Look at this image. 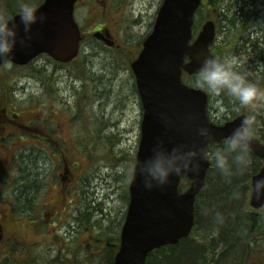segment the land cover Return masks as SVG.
<instances>
[{"label":"rangeland","instance_id":"1","mask_svg":"<svg viewBox=\"0 0 264 264\" xmlns=\"http://www.w3.org/2000/svg\"><path fill=\"white\" fill-rule=\"evenodd\" d=\"M42 1L32 0V3L37 6ZM93 1L96 2L83 0L77 4V22L85 33L94 28L99 18L96 14L101 13ZM110 1L108 8L112 13L105 15L107 25L111 16L117 14L116 9L120 5L124 7L117 19L112 18L116 25L110 27L121 47H108L90 35L82 43L78 58L69 64L44 54L28 66L0 67V110L24 115L28 122L23 124L32 123L31 127L51 134L60 143L59 147L49 149L42 138L33 136L38 132L23 130L1 118L9 130L4 132V150L0 153L4 158L0 179L3 232L5 238L12 233L23 235L27 239L23 247L28 245L29 250L26 253L19 250V254H28L24 257L27 259L32 253L38 264H55V259L64 264L75 259L79 264L107 261L115 255V249L106 250V243L98 240L115 242L126 218L129 204L126 183L135 169L143 116L131 61L139 53V41L154 26L162 0ZM25 2L14 0L19 7ZM7 3L0 0V16L6 18ZM102 5L103 2L99 4ZM92 11L96 12L93 17ZM226 16L236 17L239 24L241 20L244 22L234 39L236 48L222 47L232 38L231 32L225 31L229 25ZM210 19L220 29L215 44L220 55L216 58H234L237 70L260 88L264 82V0H220L214 5L205 4L196 15L195 30H201ZM183 79L195 86L189 75L185 74ZM208 93L210 114L224 122L231 111L222 95ZM231 100V105L236 104ZM252 118L257 131L264 120V97L257 102ZM214 148L211 146L209 152ZM209 154L213 160L212 153ZM65 161L73 173L71 181L63 178L70 176L63 173ZM210 177L215 178L213 173ZM9 208H13L18 220L28 218L33 212L31 218L38 227L33 229L21 221L8 222ZM201 212L196 216L195 229L205 240L195 236L192 241L204 249L201 254L207 263L224 264L223 260L211 261L209 244L215 249L216 258L222 250L216 238L219 228L207 222ZM6 262L3 257L0 264Z\"/></svg>","mask_w":264,"mask_h":264},{"label":"water","instance_id":"2","mask_svg":"<svg viewBox=\"0 0 264 264\" xmlns=\"http://www.w3.org/2000/svg\"><path fill=\"white\" fill-rule=\"evenodd\" d=\"M77 1L45 0L38 8L47 17L46 23L33 27L31 47L18 46L13 63L25 66L44 53L61 63L74 60L79 54L82 39L74 18ZM201 2L165 0L153 33L132 65L144 109L136 165L150 155V148L160 139L169 148L179 144H197L202 156L201 167L196 175L185 173L174 177L168 186L150 191L143 188L134 171L130 185L131 201L115 264H146L147 256L154 249L177 244L190 235L195 224L196 198L205 185L210 167L206 157L207 146L226 139L232 129L247 118L239 116L224 125L213 124L207 114V93L183 82L184 71L196 74L204 57H215L210 49L216 38L214 21H207L191 43L194 15ZM12 18L19 22L18 14ZM25 36L21 27V39ZM193 115L195 121L191 120ZM201 124L214 132L213 139L208 142L196 135L195 129ZM250 148L264 159V146L258 139L253 140ZM183 176L191 183L185 192L180 193L179 184ZM261 181H264V168L253 181L252 205L256 208L264 204V184L259 183Z\"/></svg>","mask_w":264,"mask_h":264},{"label":"clouds","instance_id":"3","mask_svg":"<svg viewBox=\"0 0 264 264\" xmlns=\"http://www.w3.org/2000/svg\"><path fill=\"white\" fill-rule=\"evenodd\" d=\"M17 18L0 16V65L12 68L18 46L31 47L33 27L46 23L47 17L32 3L26 2L20 7ZM26 36L21 39L20 29ZM236 60L226 56L223 59L204 57L198 69L194 84L197 88L206 89L216 96L231 97L237 107H247L260 94L257 86L247 79L236 68ZM192 121L196 120L193 115ZM196 135L204 142L213 139L214 132L207 125H199ZM255 139L254 119L245 118L231 131L225 139L224 147L214 153L215 166L228 178L234 172L243 173L249 165L250 147ZM202 156L197 144H179L169 148L165 141L158 139L150 148V155L141 159L135 168V176L142 181L146 190L164 188L174 177L185 173H199ZM264 184V181L259 182ZM220 214L217 213V219Z\"/></svg>","mask_w":264,"mask_h":264},{"label":"trees","instance_id":"4","mask_svg":"<svg viewBox=\"0 0 264 264\" xmlns=\"http://www.w3.org/2000/svg\"><path fill=\"white\" fill-rule=\"evenodd\" d=\"M7 1L8 3L5 4V8L7 12V18H9L17 14L20 7L18 4H14V0ZM219 1L220 0H209L208 4L214 5ZM225 19L229 22V25L225 26L227 27L225 31H227V33L231 32L232 38L229 40L228 44H225L222 47H224V49H228L232 48L233 46L235 47L234 39L237 36L241 26L244 25V22L241 20V24H239V21L236 20V17L228 19L226 16ZM202 21L203 18L198 20L200 23ZM197 32L198 31L195 30V34ZM218 33H220V29H218ZM219 50L220 48L218 45L214 44L212 46V52L215 56L220 55ZM195 76L196 75L191 76L190 78L195 80ZM258 90L261 94H259L257 98L253 100H256V103L252 102L251 105L244 108H238L237 104L231 105V98L228 99L226 95H222L225 105L231 111L232 118L241 113L248 114L252 118L257 102L264 97V82L261 83V87L258 88ZM262 122V127L258 128L255 134L258 133L262 138H264V120ZM224 141L218 145L211 144L208 147L207 153L209 156V153H212L213 158L212 169L208 172L207 185L197 199L196 216L200 211H202L201 213L205 215V219L207 218L206 221L219 228L217 230V235L219 242L221 243L222 250L221 254L218 256V258H216V251L209 244L207 248L213 254L211 261H214L215 263L218 262V260H223L224 264H264V258H262L264 255V210L259 213L250 211L249 209L251 177L260 170L262 162L250 150L249 165L247 169L243 173L234 172L232 176L225 178L216 168L214 160V153L218 149L224 147ZM211 146H214L215 148L209 152V148ZM212 173L215 176L213 180V177H210V174ZM188 184L189 181L184 178L181 182L180 190H185L188 187ZM217 213L220 214L219 219H217ZM195 236L204 238V235L197 232L195 229L189 238L183 239L179 244L175 246H165L153 251L148 257L147 264H195L197 261L198 264H211V262L207 263L206 259L203 258L204 256H202L203 253L201 254L202 250L204 249L202 247L196 246L192 241L193 237ZM114 240L115 242L112 244H110L108 240H103L102 238H100L98 241L106 243V250H111L112 247L114 251V248H118L117 244L120 241L119 237L115 238ZM110 257L111 258H109L107 261L100 264H114V256ZM59 261L61 264H64V262L60 259L54 260V263L57 264ZM35 262L38 264L36 260ZM35 262L33 260L18 262L13 259H9L6 264H35ZM65 264L79 263L75 259L70 263L65 262Z\"/></svg>","mask_w":264,"mask_h":264},{"label":"flooded vegetation","instance_id":"5","mask_svg":"<svg viewBox=\"0 0 264 264\" xmlns=\"http://www.w3.org/2000/svg\"><path fill=\"white\" fill-rule=\"evenodd\" d=\"M118 1L119 0H114V2H118ZM163 1L164 0L161 1V5L160 6L163 5V3H164ZM81 2H83V0ZM102 2H103V5H102V7H100L99 4H101ZM111 3L112 2L110 0H96V2H94V4L96 5V10L99 11V9H100L101 13L100 14L99 13L96 14L95 11H92V13L90 14L91 17H93L96 14V16H98L99 18H98L97 22L95 23L93 29L89 30L86 33L81 30L82 31V35H83L82 43H84L85 40H87L86 37L89 38V36L91 35L93 40H96V41H98V42H100L102 44H106V46H108V45L104 41V39H110V40L114 41V45L108 46V47H111V48L121 47V44L116 39V36H115L113 30L110 29V27L112 28V27H114L116 25L117 22L115 23V25H113L114 21L112 20V18L117 19L119 17V15L122 13L124 7H123V5H120L116 9L117 14H113L111 16L110 21H109V25H107V24H105L106 23L105 15L108 14V13H112V11H111L112 9L108 8V7H110ZM115 29H116V27H115ZM152 29H153V26H151L150 30L148 29L149 31L146 32L144 38L139 41V43H138L139 53L143 49L144 41L149 36V34L151 33ZM139 53H138V55H139ZM7 111L8 110H6V109L0 110V153H2V151L4 150L3 146H4V141L6 139V136H5V133H4L5 130H6V127L3 126L4 120L1 119V118H4V117H5V122H9L12 125H15V124L17 126L19 125V126L22 127L23 130H29V131H32V132H38V134L33 133V136L37 137V138H42L41 140L49 147V149L51 147H53V146H55L56 148L60 146V143L55 138H52L51 134H49V133L46 134V132L45 133H43V132L41 133V131L38 128L33 127V126L31 127L32 123L23 124V122H28L27 118L25 119L24 115L13 114V113H9ZM17 119H21V121H19V120L16 121ZM30 122H32V121H30ZM6 131L9 132V130H6ZM1 157L2 156L0 155V179H1V176H2V174L4 172V166H3L4 158H1ZM65 160H66V158H65ZM7 161L9 163L12 162V160H7ZM68 163L69 162L65 161L63 173L64 174L65 173L66 174H70V176L63 175V178H64V180L71 181V179H72L71 176H73V173H71V170L69 168V164ZM1 183L2 182L0 181V186H1ZM51 213H53L52 210H51ZM6 216H7V221L10 222V223H13V215H10L7 212ZM3 219H4L3 207H0V243L2 241L6 240L5 242H7V243H12L14 245H17V247H16V249H18V252L16 254L17 258H21V259L24 258L25 254H19V250L23 249L24 253H26V251L29 250L28 245L23 247V244H24L23 241H25L27 239L23 235H21L20 233L15 234L14 236H11L9 238H4L5 234L3 232V230H4L3 223H2ZM3 256L4 255L2 253H0V262L3 260Z\"/></svg>","mask_w":264,"mask_h":264},{"label":"bare ground","instance_id":"6","mask_svg":"<svg viewBox=\"0 0 264 264\" xmlns=\"http://www.w3.org/2000/svg\"><path fill=\"white\" fill-rule=\"evenodd\" d=\"M208 118L209 119H214V117H212V115L210 114V113H208ZM216 119V118H215ZM28 207H27V210H31L30 208V205H27ZM216 238H218V235L216 236Z\"/></svg>","mask_w":264,"mask_h":264}]
</instances>
